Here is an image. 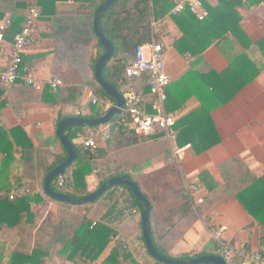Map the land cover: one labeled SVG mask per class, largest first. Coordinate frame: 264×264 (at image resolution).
<instances>
[{"label": "crops", "instance_id": "obj_1", "mask_svg": "<svg viewBox=\"0 0 264 264\" xmlns=\"http://www.w3.org/2000/svg\"><path fill=\"white\" fill-rule=\"evenodd\" d=\"M20 1L26 6L37 2L47 8L36 22L33 42L23 53L24 68L45 83L54 76L62 78L63 85L57 91L47 83L41 91H36L23 80H18L5 98L2 93L0 95V122L9 128L21 126L34 145L29 158L32 164L19 169L25 176L24 184L45 199L46 203H33V209L40 207L43 219L58 208H69L83 215L88 212L89 205L81 211L76 208L77 205H61L46 198L42 188L44 177L56 156L66 153L57 135L59 121L68 116L90 117L94 106H101L106 112L115 103L113 99L98 97L92 87V84L97 87L93 78L92 56L97 42L92 35L95 12L91 0ZM186 1L175 0L176 4ZM206 1L211 5L218 3V0ZM27 8H14V5L1 2L0 12H4V17L0 19V26L13 16L25 17ZM238 10L243 16L241 25L249 37L255 42L264 38V3L251 8L238 7ZM154 25L160 34L159 42L164 46L166 71L172 80L170 85L179 81L174 89L173 95L177 99L173 98L171 112L179 118L199 108L202 103L200 95L204 96L212 90L208 79L203 76L222 72L229 66V61L213 44L194 66L197 57L189 53L181 54L174 46L183 33L171 16ZM6 30L3 41H0V70L9 62V46L13 40L4 36ZM230 38L237 51L248 53L256 65L264 64L258 45L254 44L246 51L232 36ZM186 75L187 82L182 78ZM66 87L76 91L67 96L69 102L64 101ZM95 97L102 102L95 104ZM210 115L221 137L219 144L196 154L191 142L178 145L177 131L173 129L170 134L164 131V142L160 146L154 144L149 150L145 147L131 173L153 200L152 223L171 255L196 257L216 253L222 243H244L251 251L264 255V226L237 197L240 188L264 175V67L258 77L230 102L214 106ZM95 130L87 128L85 135L92 136ZM79 134L73 142L81 141ZM98 146L104 147L105 140H100ZM205 170L217 182L213 190L206 189L200 181V174ZM94 177L93 172L87 177L90 191L96 190ZM194 186L197 187L195 191L192 190ZM182 188L191 205V215L184 220L177 212H170L177 210L181 203L180 199L171 195V191ZM121 193L122 189L118 188L107 194L111 205ZM116 202V208L124 209V215L118 223L111 225L116 234L109 248L120 240L141 264H156V259L144 247L141 213L137 207L128 211L130 214L126 213L128 203L123 198ZM109 248L104 255L108 254ZM235 258L240 263V259ZM57 264L82 263L58 260Z\"/></svg>", "mask_w": 264, "mask_h": 264}, {"label": "trees", "instance_id": "obj_2", "mask_svg": "<svg viewBox=\"0 0 264 264\" xmlns=\"http://www.w3.org/2000/svg\"><path fill=\"white\" fill-rule=\"evenodd\" d=\"M105 1L91 0L94 12ZM201 1L208 10V15L203 19H199L189 6L172 14V10L176 6L175 0H117L102 14L100 21L102 32L112 42L115 50L104 68V76L124 95L126 92L123 87L128 83L126 67L135 60L137 47L152 40H160V34L156 31L154 24L164 20L168 15L183 33L175 41L174 46L181 54L189 53L196 56L194 66L203 58L206 49L213 44H216L226 56L229 66L225 70L208 73L206 77L203 76L208 79V85L212 87V90L204 96L200 95L201 106L177 118L174 126V130L178 132V145L183 146L191 142L196 154L206 152L221 141L220 134L210 115L211 109L214 106L230 102L243 88L258 77L264 67L262 63L256 65L251 61L248 53L237 51L230 38L232 36L246 51L250 50L252 45H258L264 56V38L255 42L249 37L241 25L243 16L238 10V7L251 8L264 3V0H218L216 5H211L206 0ZM1 2H7L9 6L14 5V8H26L30 5L28 3L26 6L25 2L20 0H0ZM42 9L44 12L47 8L42 6ZM3 17L4 12H0V19ZM23 21L24 17L13 16L12 23L4 36L14 38L15 34L20 31ZM92 30V35L97 38L92 49L93 78L97 87L93 84L92 87L98 97L112 99L104 92L95 77V65L104 54L105 47L95 33L94 24ZM24 61L23 56V68ZM182 78L187 82V75ZM132 85L138 93L145 95L149 93L146 76L137 79ZM170 86H168L166 111L171 114L173 98L177 99L176 95H173L177 86L172 89L169 88ZM61 87L58 86L55 89L59 91ZM65 89L67 91L64 101L69 102L67 96L76 91L67 87ZM1 93L0 89V95ZM104 112L105 110L101 106H94L89 116H100ZM100 125L69 126L66 133L73 141L78 132L85 134L87 128L96 129ZM105 125L108 126V137L104 139V147L85 148L82 140L74 142L79 149V156L62 176L51 183L53 190L63 192L73 198L84 197L92 192L89 190L87 177L93 172L97 180L96 189L110 178L126 174L136 181L143 191L140 182L133 176L131 170L137 165L139 153L145 147L149 150L154 144L160 146L164 142V131L155 126L151 133L145 137L136 134L131 127L130 115L125 110L114 114ZM33 147L31 139L21 126L9 128L0 122V264H57L58 260L82 264H141L132 253L128 252L122 241L117 240L109 248L111 239L116 234L111 225L118 223L124 215V209L116 208V201L119 202V199L123 198L128 204H131L132 208L137 207L142 215L144 205L136 198L131 188L127 185L110 188L108 191L122 189L119 199L113 205L110 204L107 198L108 191H106L95 201L83 203L89 205L86 214H77L69 208H58L50 211L49 215L43 219V212L34 210L32 205L33 203H46L44 197L34 192L20 193L21 188L27 187V185L24 184L25 176L19 169L32 164L29 158ZM66 158L67 151L64 156L57 155L54 164L48 169V173L64 162ZM200 181L208 190L217 187V182L211 177L208 170L200 174ZM12 190L18 191L13 199L10 198ZM143 192L152 204L153 245L162 255L176 258L168 252L163 238L161 239L157 235V228L152 223L153 200L145 191ZM43 194L46 198L61 205H78L52 199L45 193L44 184ZM171 195L180 199L181 203L177 210L174 209L170 212L172 214L177 212L182 220L187 219L191 215V205L188 197L184 194V189H174L171 191ZM237 197L244 208L264 226V175L254 178L249 184L240 188ZM125 210L128 213L127 207ZM142 238L147 250L143 230ZM108 248V254L104 255ZM179 258L191 257L183 255ZM155 262L164 264L158 260ZM227 262L239 264V260L236 258Z\"/></svg>", "mask_w": 264, "mask_h": 264}, {"label": "built area", "instance_id": "obj_3", "mask_svg": "<svg viewBox=\"0 0 264 264\" xmlns=\"http://www.w3.org/2000/svg\"><path fill=\"white\" fill-rule=\"evenodd\" d=\"M187 6L199 19L208 15V10L201 0L180 2L174 7L172 14L184 10ZM42 14L43 9L38 3H31L25 13L20 31L15 34L10 43L9 62L4 69L0 70V89L4 98L18 80H23L25 84L32 86L36 91H41L47 83L53 88L63 85V80L59 77L54 76L45 83L36 79L30 71L22 67L23 53L34 40V28ZM11 23L12 18H9L4 25L0 26V41H3V32ZM143 76L147 77L149 86V93L146 95L138 93L132 85L134 81ZM126 77L128 83L125 86L127 89L125 90L126 105L124 110L130 115L131 127L135 133L145 137L151 133L155 126L168 134L173 133L177 116L166 111L168 86L172 80L166 71L165 51L162 43L152 40L138 46L135 60L126 67ZM93 102L99 104L102 101L95 97ZM79 135L85 148H95L100 140L108 137V126L105 124L98 126L92 136L82 133ZM196 189L195 186L192 188L194 191ZM17 192L12 190L10 198L13 199ZM216 253L227 261L238 257L239 264H264V255L251 251L244 243L236 245L222 243Z\"/></svg>", "mask_w": 264, "mask_h": 264}, {"label": "water", "instance_id": "obj_4", "mask_svg": "<svg viewBox=\"0 0 264 264\" xmlns=\"http://www.w3.org/2000/svg\"><path fill=\"white\" fill-rule=\"evenodd\" d=\"M117 0H106L101 3L95 11L94 16V30L99 37L101 43L105 47L104 54L100 57L95 65V77L99 84L103 87L104 92L111 97L115 103L104 114L96 117L85 116H68L61 119L57 127V135L67 151V158L64 162L53 168L45 177L44 191L51 198L57 201L68 202L70 204H83L93 202L98 199L104 192L108 191L114 186L127 185L131 188L136 198L143 203L144 208L142 212V230L145 239V244L149 254L156 260L164 264H229L227 260L217 253L203 254L191 258H174L167 257L158 252L152 241V227H151V210L152 204L146 194L140 189L139 184L134 181L129 175H121L112 177L104 182L99 188L92 191L90 194L81 197L73 198L63 192L55 191L51 187V183L58 177L62 176L67 168L78 158L79 149L74 142L68 137L66 129L69 126H97L109 122L114 114L121 113L125 109L126 97L125 95L111 82H108L104 76V68L107 61L114 54V45L102 32L100 21L102 14L111 7Z\"/></svg>", "mask_w": 264, "mask_h": 264}, {"label": "rangeland", "instance_id": "obj_5", "mask_svg": "<svg viewBox=\"0 0 264 264\" xmlns=\"http://www.w3.org/2000/svg\"><path fill=\"white\" fill-rule=\"evenodd\" d=\"M177 84H179V81H175L169 88H173L174 86L176 87L177 86ZM127 88L126 87H123V90H126ZM94 181L96 182L95 183V187H96V185H97V180H96V178L94 177ZM43 189V188H42ZM64 189V188H63ZM110 191H112V190H110ZM110 191H108V193L110 192ZM42 192H43V190H42ZM20 193L21 194H28V193H32V190L29 188V187H22L21 188V190H20ZM107 193V194H108ZM131 206V204H128L126 207H127V209H129L128 211H130V210H132V207H130ZM83 207H88V205L87 204H78L77 206H76V208L79 210V211H81V208H83ZM37 210H39V211H41V208L40 207H38V209ZM128 214H130V212H128Z\"/></svg>", "mask_w": 264, "mask_h": 264}]
</instances>
